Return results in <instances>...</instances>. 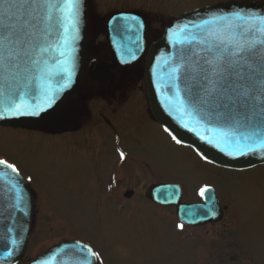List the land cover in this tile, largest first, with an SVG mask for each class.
Wrapping results in <instances>:
<instances>
[{"label": "rangeland", "instance_id": "obj_1", "mask_svg": "<svg viewBox=\"0 0 264 264\" xmlns=\"http://www.w3.org/2000/svg\"><path fill=\"white\" fill-rule=\"evenodd\" d=\"M214 1L88 0V3L94 22L98 16L115 9H128L144 14L153 30L158 31L180 12ZM141 82L142 78L137 80L125 101H116V113L126 106L124 114L115 116L118 142L133 158L145 163L143 166L128 163L127 175L136 174L126 186L135 189L129 200L120 201L114 196L119 189L123 190V178L115 179L110 195H104L106 187L99 189L115 169L111 153L114 146L110 144L114 137L106 130L95 136L87 127L101 125L95 122L97 111L107 118L113 116L115 102L93 104L90 118L83 121L76 133L46 134L0 128V157L10 161L36 193L31 239L25 259L19 264H26L29 258L65 237L89 244L97 254L98 264H217L212 261L215 249H223L220 252L224 256L239 253L238 261L223 264H264V165L236 173L199 162L151 122L147 107L141 102L140 93L144 92ZM87 146L99 147L97 154L83 152ZM116 170L123 176L127 169ZM219 173L223 186L222 191L220 187L217 189L226 201L230 218L225 239H216V226L203 228L210 236L187 232L144 197L149 184L158 179L180 181L187 194H191L200 183L217 185ZM187 194L184 199H194L192 195L186 197ZM169 211L165 212L170 214ZM232 243L241 247L243 258L239 247Z\"/></svg>", "mask_w": 264, "mask_h": 264}, {"label": "water", "instance_id": "obj_2", "mask_svg": "<svg viewBox=\"0 0 264 264\" xmlns=\"http://www.w3.org/2000/svg\"><path fill=\"white\" fill-rule=\"evenodd\" d=\"M76 15L68 16L63 25L53 21L50 43L60 42L56 52L49 56H60L67 71L51 80H41L47 96L38 92L35 97L26 95L23 102L39 106V115H6L0 118V126H21L30 123L39 126L54 112L68 96L81 91V80L85 69V53L92 47L88 39L86 0H77ZM236 11L264 14V0L224 1L180 14L168 24L161 37L152 43L146 54L145 85L148 101L155 119L179 143L191 146L203 159L219 166L247 168L264 161V148L255 151L247 147L242 137L233 135V130L219 126L193 111L183 87L175 77V62L187 48V41L201 31L204 20L213 16L229 15ZM67 16L68 14L65 13ZM148 26L145 19L134 12L116 11L107 18L106 41L112 60L126 65L141 53L147 39ZM54 68V65H49ZM92 69L90 66L89 70ZM62 84L66 87L61 88ZM8 89L0 96V109L9 100ZM49 99L51 103L49 104ZM245 129H240L244 133ZM151 197L171 198L177 203L179 192L174 185L153 186ZM212 195V194H211ZM32 192L25 179L17 172L0 166V264H15L23 256L31 224ZM179 217L191 224L213 220L218 207L212 197L203 204H180ZM205 213H207L205 215ZM95 254L90 246L78 240L63 241L32 259L29 264H95Z\"/></svg>", "mask_w": 264, "mask_h": 264}, {"label": "snow or ice", "instance_id": "obj_3", "mask_svg": "<svg viewBox=\"0 0 264 264\" xmlns=\"http://www.w3.org/2000/svg\"><path fill=\"white\" fill-rule=\"evenodd\" d=\"M74 8L78 11L77 0H0V96L7 88L10 97L0 118L39 115L38 105L23 100L38 92L47 96L41 80L63 79L64 54L48 55L59 49L60 42L49 41L53 21L63 25L68 16L76 15ZM200 27L175 62L178 86L194 112L242 137L246 142L240 146L242 154L244 147L264 148V14L236 11L206 19ZM0 166L18 174L5 160Z\"/></svg>", "mask_w": 264, "mask_h": 264}, {"label": "flooded vegetation", "instance_id": "obj_4", "mask_svg": "<svg viewBox=\"0 0 264 264\" xmlns=\"http://www.w3.org/2000/svg\"><path fill=\"white\" fill-rule=\"evenodd\" d=\"M104 32H105V21L103 19L97 20L96 22L92 21L89 23V37L91 38L95 47L86 53L87 70L85 71L83 75V79H82V91L78 94H74L70 96L69 98H67L55 113L47 117L41 125V128H42L41 132L65 133L66 131H72V133H76L81 129L83 125L82 124L83 121L90 118L91 110L92 108H94L93 104L98 105L99 102H104L107 104L115 102L113 104L114 113H115L113 116L107 118L101 111H97L96 117H95L97 119L95 122L96 124H101V125H94V126L91 125L87 127L91 128L92 130L91 133H93L95 136H98L97 134H99L102 130H106L108 132H111V134L114 137V142L110 144L114 146L113 148H111V153H113L112 161L114 163L115 169L110 174L109 179H106L103 183H101V185L99 186V189L102 191L101 186L106 187V191H104L103 193L104 195H110L112 194L111 190H112V185L115 182V179L122 181V178H123L124 180L123 190L121 191V189H119V194H114V196L118 197L120 201H123V199L129 200L135 195V189H133V187L132 188L131 186L130 188L126 187L128 186L127 184H130L128 182L131 181L136 175V174L127 175L128 174L127 171L129 170L128 163L131 162L133 164V163L138 162L140 163L141 166H143L145 163L137 161L135 158H133L131 154H128L120 146V143L118 142L119 137H118V134L115 132L116 124L114 121L116 120V117L121 116L122 113L124 114L125 112L124 108L126 106L123 107L119 113L118 112L116 113L115 111L118 105L116 104V101L118 102L125 101L127 97L126 96L127 92L132 88V86L135 85V83H137V80L141 78H142V82L139 85L143 89V67H144L145 56L143 54L135 62L127 66H122V65H117V64L112 63L109 57L108 49L104 42ZM157 32L158 31H155L152 28L150 29L149 35H148L149 39L147 43L151 42L157 37L158 35ZM97 60H99L102 63L103 70L99 72L98 71L99 68H94L93 66L92 73L90 74H93L99 77L91 78V76H89L90 74L88 73V67L92 65L93 63H95ZM95 69H96V72H95ZM139 93L140 92H138V94ZM140 96L142 99L141 100L142 104L144 103V105L147 107V108L145 107L146 110L145 109L144 110L148 114L151 122L157 124V122L154 120L151 114V111L148 107L144 92L140 93ZM158 127L160 128L159 125ZM32 129L33 128H31L30 130L33 131ZM163 133L165 134V132ZM168 139L171 141L169 137ZM171 142L176 146L186 148L187 150H189V152L192 153V151L189 148L177 145L173 141ZM98 149L99 147L95 148L94 146L93 147L87 146V147H84L82 150L83 152L85 150V151H88L89 154L93 153L96 155ZM121 153L124 154L123 158L121 157ZM198 160L199 162H201L200 159ZM201 163L207 164L205 162H201ZM263 165L264 163L255 165L247 169H242V170H236V169L231 170V169H225V168H221V169L222 171L227 170V171H234L236 173L237 172L242 173V172H246L248 170L263 166ZM146 166L148 165L146 164ZM122 167L123 169L124 168L127 169L126 171L123 172V176L119 171L116 170L117 168H119L120 170V168ZM217 169H219V167H217ZM221 174L222 173L217 174V181H218L217 185H214L212 182H208L204 184L202 183L198 187L196 186L197 188L194 189V191L191 194L190 192L189 194H187L186 188H184L183 184L180 181H176V180L171 181L169 179L156 178L159 181L149 184V186L144 191L145 192L144 197L148 203L149 202L151 203L153 207L155 208L158 207V209H160L161 212L165 213L167 217H172L174 223H177L179 226L183 225V229H185L187 232L189 233L195 232V233H199L200 235L207 234V236H210L211 233L208 231H204L203 228L210 226V229H214L216 226V228L218 229V232H217L218 237L215 236L216 239L218 238L225 239L224 236H225V233H227L228 227L230 225V218H229L228 206L226 205V201L223 200L221 192L220 191L218 192V189H217V187H220L222 191L223 181L221 180ZM135 179L142 180V178L140 177H137ZM160 182L180 183L182 186V194H181L180 202H185V203L202 202L203 199L198 195V190L204 186H212L214 189L215 195L217 197V204L220 210V214L218 215L216 220L206 221L198 225H190V224H185L183 222L178 221L177 216H176L177 208L175 205L161 203V202H154L148 196V188L151 186V184L160 183ZM185 194H187L186 197H188L189 195H192L194 199L192 198H191L192 200L184 199ZM158 201L169 202L170 200L169 199H158ZM33 206H34L33 214H35V197H34ZM165 211H169L170 214L166 213ZM30 236H31V232H30ZM232 245H237V244L232 243ZM232 245H224V246H232ZM224 246H222V248H224ZM238 247H239V250L243 258L244 253L242 252L241 247L240 246ZM220 251H223V249L221 250L215 249L212 252L213 254L212 261L216 262L217 264H223V261H230V262L238 261L239 253H238V256L237 254L235 255L232 253L228 256H224V254ZM225 257L227 258L225 259Z\"/></svg>", "mask_w": 264, "mask_h": 264}]
</instances>
